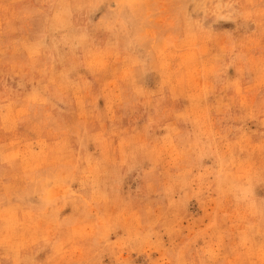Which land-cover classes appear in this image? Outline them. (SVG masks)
<instances>
[{
  "label": "rangeland",
  "instance_id": "1",
  "mask_svg": "<svg viewBox=\"0 0 264 264\" xmlns=\"http://www.w3.org/2000/svg\"><path fill=\"white\" fill-rule=\"evenodd\" d=\"M262 2L0 0V264H264Z\"/></svg>",
  "mask_w": 264,
  "mask_h": 264
},
{
  "label": "snow or ice",
  "instance_id": "2",
  "mask_svg": "<svg viewBox=\"0 0 264 264\" xmlns=\"http://www.w3.org/2000/svg\"><path fill=\"white\" fill-rule=\"evenodd\" d=\"M94 10L96 9H101V6L96 4V5H93L92 6ZM196 7H199L198 5ZM217 7H227V8H232L233 5H217ZM240 7H243L242 5ZM260 8H261V11H260V21H261V29L264 30V2L261 3L260 5ZM94 19V17H93ZM201 23V21L197 20V21H193V24L194 25H199ZM262 41H264V31H262ZM240 104H241V108L243 109V107L245 106V102L244 101H240ZM260 108H261V113L262 115H264V99L261 100L260 102ZM261 212L262 214H264V201H261ZM211 255V253H210ZM209 264H211V262H209Z\"/></svg>",
  "mask_w": 264,
  "mask_h": 264
}]
</instances>
